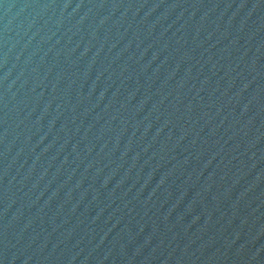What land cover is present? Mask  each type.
Returning <instances> with one entry per match:
<instances>
[{
    "label": "water",
    "instance_id": "95a60500",
    "mask_svg": "<svg viewBox=\"0 0 264 264\" xmlns=\"http://www.w3.org/2000/svg\"><path fill=\"white\" fill-rule=\"evenodd\" d=\"M0 264H264V0H0Z\"/></svg>",
    "mask_w": 264,
    "mask_h": 264
}]
</instances>
